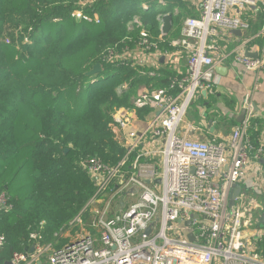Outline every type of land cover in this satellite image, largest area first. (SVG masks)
Listing matches in <instances>:
<instances>
[{
	"label": "built area",
	"instance_id": "obj_1",
	"mask_svg": "<svg viewBox=\"0 0 264 264\" xmlns=\"http://www.w3.org/2000/svg\"><path fill=\"white\" fill-rule=\"evenodd\" d=\"M153 1L159 36L135 17L101 59L135 70V77L167 78V84L140 85L130 104L113 112V136L125 148L117 163L97 157L81 162L94 191L64 226L68 242L45 243L42 222L30 233L29 248L13 252L5 264H264V139L252 137L256 111L249 95L244 120L225 141L192 138L201 128L187 122L202 93L215 91L217 69L232 56L246 72L264 70V22L253 33L246 18L259 8L264 12V0ZM150 6L143 2L140 8ZM183 11L190 15L179 34L162 47V18ZM75 15L83 17L81 11ZM235 30L244 35L229 49L221 42L236 39ZM246 177L252 190L242 185ZM236 184L241 192L230 206ZM12 207L1 192L0 211ZM87 212L95 220L90 225ZM5 244L0 235V249Z\"/></svg>",
	"mask_w": 264,
	"mask_h": 264
},
{
	"label": "trees",
	"instance_id": "obj_2",
	"mask_svg": "<svg viewBox=\"0 0 264 264\" xmlns=\"http://www.w3.org/2000/svg\"><path fill=\"white\" fill-rule=\"evenodd\" d=\"M83 1L0 0V193L13 206L0 211V235L6 237L0 264L26 251L42 222L43 241L52 242L94 191L81 162L97 157L114 164L124 156L110 126L115 109L128 106L140 85L168 82L135 77V70L101 59L128 34L135 14L159 36L153 0L144 1L148 10L136 9L138 0ZM181 14L172 16L162 47L179 34ZM8 26L20 29L19 41L5 39ZM97 63L102 70L88 75ZM123 82L128 84L120 88ZM258 122L251 128L254 141ZM92 217L87 212L89 225Z\"/></svg>",
	"mask_w": 264,
	"mask_h": 264
},
{
	"label": "crops",
	"instance_id": "obj_3",
	"mask_svg": "<svg viewBox=\"0 0 264 264\" xmlns=\"http://www.w3.org/2000/svg\"><path fill=\"white\" fill-rule=\"evenodd\" d=\"M255 14L254 12L250 13ZM248 15V14H247ZM257 20L251 21V30L260 28L264 22V12L262 8H259ZM247 18V16H246ZM253 32V31H252ZM242 35L236 34V39L233 38L228 42L222 41L229 49H233L238 43ZM261 43V39L257 41ZM184 65V64H183ZM225 68L226 70L223 71ZM218 85L215 91L212 93H202V96L197 99L198 110L204 114L205 125L203 130L190 135L192 138L225 141L227 140L234 129L240 122L238 118L243 108V102L247 95H249L255 111L256 119L259 120L258 126V140L264 139V70L262 72H246L244 66L237 62L232 56L230 60L225 62L217 69ZM213 119L215 130L211 131L208 128L209 119ZM188 120V117H187ZM187 122H192V120ZM243 187H248L252 190L253 184L250 177L243 179Z\"/></svg>",
	"mask_w": 264,
	"mask_h": 264
},
{
	"label": "rangeland",
	"instance_id": "obj_4",
	"mask_svg": "<svg viewBox=\"0 0 264 264\" xmlns=\"http://www.w3.org/2000/svg\"><path fill=\"white\" fill-rule=\"evenodd\" d=\"M86 1H88V0H85V1H83V2H86ZM145 0H138V2H137V8L136 9H138V7L140 8V5H141V3H143ZM187 15H190V14H188L186 11H183L182 12V14H181V17H180V20H179V23L178 24H176V25H179V26H181V23H182V21H183V19L187 16ZM255 16V14H251V16L250 15H248L247 16V19L248 20H250L251 19V21H255V20H257V17H254ZM137 18V17H139V19L141 18V16H139L138 14H135L134 16H133V19L134 18ZM132 19V20H133ZM131 20V21H132ZM131 21H129V22H131ZM141 21H142V18H141ZM261 26H262V24H261ZM173 28V27H172ZM261 28V27H260ZM259 28V29H260ZM256 29V28H255ZM258 29V30H259ZM253 31V33H255L257 30H252ZM19 34H20V29H15V28H13V27H10V26H8V27H6V29H5V31H4V36H5V39H7V40H10V41H12L13 39L15 40V41H19ZM126 84H128V82H123V84H121L120 85V88L122 87V86H125ZM204 116V114L203 113H201L199 110H198V107H194L191 111H190V113H189V115L187 116L188 117V120L187 121H189V120H192V121H194L195 123H197L198 124V126L203 130V127H204V125H205V118L203 117ZM258 198H260V197H258ZM257 213L258 214H261L262 213V211L261 210H258V211H255V215L257 216ZM95 220L93 219L92 220V222H94ZM91 222V223H92ZM64 228V229H63ZM68 234H67V228H65L64 226L63 227H61L58 231H56L55 232V234H54V237H53V240L52 241H55L56 243H58V241L57 240H60L59 242H62V240H65L64 238H65V236H67Z\"/></svg>",
	"mask_w": 264,
	"mask_h": 264
},
{
	"label": "water",
	"instance_id": "obj_5",
	"mask_svg": "<svg viewBox=\"0 0 264 264\" xmlns=\"http://www.w3.org/2000/svg\"><path fill=\"white\" fill-rule=\"evenodd\" d=\"M163 32H164V35H167L169 32H170V29H171V26H172V16L171 15H165L163 18ZM235 34H238V35H241V31L240 30H235L234 31ZM247 55L249 56H252V57H256L258 54L256 52H247ZM164 58H162L161 60L163 61ZM225 71L226 69L223 68ZM102 70V65L101 63H97L94 65V67L87 73L88 75H92L94 73H97L99 71ZM203 93H206V92H203ZM246 109L243 108L241 113H240V116L238 118V121L239 122H242L245 118V115H246ZM208 128L211 130V131H214L215 130V126H214V122H213V119H209V122H208ZM67 151V150H66ZM160 180H158L159 182ZM241 192V185L239 184H236L235 185V189L231 192V194L229 195V204L230 206L234 205L235 204V197ZM195 218L197 217V215L194 216ZM191 224V221H188L187 222V225H190ZM259 224L261 226H264V212L261 214V216L259 217ZM151 231V228H148L146 230V233H150ZM191 238H193V236L191 235L190 236ZM31 251H33V248H31ZM6 264H10V262H7Z\"/></svg>",
	"mask_w": 264,
	"mask_h": 264
}]
</instances>
